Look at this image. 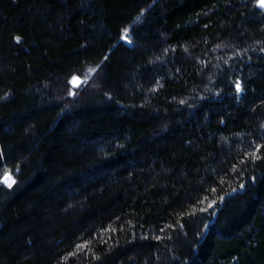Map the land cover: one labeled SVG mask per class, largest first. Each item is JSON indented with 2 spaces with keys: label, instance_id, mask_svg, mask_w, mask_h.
<instances>
[{
  "label": "trees",
  "instance_id": "trees-1",
  "mask_svg": "<svg viewBox=\"0 0 264 264\" xmlns=\"http://www.w3.org/2000/svg\"><path fill=\"white\" fill-rule=\"evenodd\" d=\"M258 2L0 0V264H264Z\"/></svg>",
  "mask_w": 264,
  "mask_h": 264
},
{
  "label": "snow or ice",
  "instance_id": "snow-or-ice-1",
  "mask_svg": "<svg viewBox=\"0 0 264 264\" xmlns=\"http://www.w3.org/2000/svg\"><path fill=\"white\" fill-rule=\"evenodd\" d=\"M260 5H261V7H264V0H260ZM89 71L91 72V71H95V70L90 69ZM75 80H76V78H74V81ZM4 182L7 183L9 187H11L12 183H15V181L12 180L10 175H6Z\"/></svg>",
  "mask_w": 264,
  "mask_h": 264
},
{
  "label": "rangeland",
  "instance_id": "rangeland-1",
  "mask_svg": "<svg viewBox=\"0 0 264 264\" xmlns=\"http://www.w3.org/2000/svg\"><path fill=\"white\" fill-rule=\"evenodd\" d=\"M258 7H259V9H262V10H264V7H261V5H260V0H259V2H258ZM81 80H79V79H76L75 81H74V79H72V81H71V84L73 85V86H76V85H79V84H81ZM96 89H97V87H96ZM5 177H6V175H5ZM5 177H4V180H5ZM13 180V179H12ZM7 186H8V184L7 183H5Z\"/></svg>",
  "mask_w": 264,
  "mask_h": 264
},
{
  "label": "water",
  "instance_id": "water-1",
  "mask_svg": "<svg viewBox=\"0 0 264 264\" xmlns=\"http://www.w3.org/2000/svg\"><path fill=\"white\" fill-rule=\"evenodd\" d=\"M127 42V41H126ZM127 44H129V42H127Z\"/></svg>",
  "mask_w": 264,
  "mask_h": 264
}]
</instances>
